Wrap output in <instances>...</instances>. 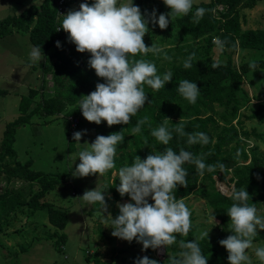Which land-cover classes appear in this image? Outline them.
<instances>
[{
    "label": "rangeland",
    "instance_id": "374dc122",
    "mask_svg": "<svg viewBox=\"0 0 264 264\" xmlns=\"http://www.w3.org/2000/svg\"><path fill=\"white\" fill-rule=\"evenodd\" d=\"M43 0H0V23L7 17L20 15L25 9L32 5L40 6ZM126 2V0H120ZM209 3L211 0H193V5L199 3ZM133 3L139 6L141 13L145 10L149 13L155 9L157 16L165 13L169 9L162 3V0H133ZM80 3H72L67 9L78 10ZM91 2L89 3V5ZM226 5L218 4L215 8V16L222 18L227 13ZM241 23V33L252 30L256 33L264 31V0H258L252 9H240L238 11ZM182 16V15H181ZM181 16H176L165 29L149 23L146 25L145 35L142 37L146 46L159 49V52L141 54L148 57L157 69V74L164 71H171L168 63L178 64L183 56L178 57L174 49L178 46L185 48H194L198 50V56L195 61L205 63L218 59L221 64H226L231 60L233 66L237 69L248 64L253 65L264 60L263 49L241 48L236 49L224 44L223 49H218L213 44L212 38L219 37L224 40L223 31L216 29L206 36L194 38L184 36L177 27V20ZM167 18V16H166ZM210 42L207 43V39ZM239 42V40H237ZM65 45V44H64ZM32 45L28 32H13L0 40V90H6V96H0V146L3 137V131L7 123L14 121L20 115L18 106L20 99L29 94V90L36 89L39 93L35 102H41L45 97L52 98L54 93V84L52 82V73H45L46 66H53L57 59L47 57L55 51L49 50L46 55L41 54V59L34 63H29L28 52ZM209 49V51H207ZM208 52V53H207ZM88 53V52H87ZM90 54V53H88ZM139 56L140 53H137ZM136 54V55H137ZM208 54V55H206ZM131 56V54H130ZM134 56V55H132ZM48 59V60H47ZM76 64H83L81 58ZM60 63V62H58ZM54 70V69H53ZM54 83V84H53ZM68 83V80H66ZM52 87V88H51ZM45 96V97H44ZM239 99L243 100L240 104V110L236 118H230L232 125L240 130L239 142L232 143L229 148H238L237 156L239 164H249L251 161V152H264V124L257 120H245V117L251 114L252 110L264 103V69L253 70L245 75L243 84L238 92ZM212 109L205 113V116L212 115L218 121L219 131L223 129L224 123L221 120V114L225 112V107L218 103L210 106ZM66 111L57 115L44 116L39 114L32 118L31 124L21 127L17 130L14 149L17 153L18 161L22 164L31 161V168L44 171L46 173L69 174L65 184L59 185L55 191L50 192L44 202H48L57 209H63L67 212L66 228L60 230L49 223L47 210L36 211L29 215V210L16 211L10 216V219L0 224V264H93L94 259L101 264H128L131 260L146 256V249L141 251L142 245L136 242L135 238L131 241H125L113 237L110 233L112 229L107 225L105 216L111 215L115 218L117 215V203H134L128 196L115 203L114 207H106L105 211L95 212L96 204H87L80 197L86 190L97 187L108 186L115 179H118L115 170L109 177L107 171L103 175L91 174L84 177H73L71 170L79 163L77 153L87 147L95 139L97 133L95 125L86 126L82 130L80 140L74 141L69 132V119L65 115ZM170 119V118H169ZM178 120V118H174ZM243 123V129L238 127L237 122ZM171 121H166V126ZM220 128V129H219ZM242 130L252 132L255 130L261 134L260 139L254 136L245 138L242 136ZM214 136L215 130H211ZM102 133V132H101ZM216 135L213 141L216 140ZM75 142L73 152L68 151L69 142ZM221 170L217 172H206L202 181L198 184V191H194L183 202L190 210V216L195 220L191 226L195 229V238L201 232L208 231L207 237L214 251L209 253L206 264H223L227 252L223 246L218 244L220 239L226 238L231 234L228 229V223L221 224L216 218L214 211L207 200L201 195L200 190H209L214 188L224 196L232 187H235L236 179L231 180L232 175L222 177ZM231 174V170H228ZM211 176L213 183L208 179ZM115 178V179H114ZM20 191L27 189L26 184L20 180L8 181L2 177L0 181V194L6 190ZM38 185H34L33 191H37ZM201 188V189H200ZM28 190V189H27ZM106 198H113L109 192L103 193ZM148 202L152 203L148 198ZM257 214L264 216V200L260 201L255 207ZM28 210V212H27ZM257 235L253 237V248L264 247V229H258ZM65 235L66 240L58 243V237ZM176 235V241L168 250L167 246H159L157 249H151V259L156 260L157 264H167L168 256H175L180 250L179 243L186 241L187 235ZM200 241V240H198ZM251 264H260V261L254 256L251 250H246Z\"/></svg>",
    "mask_w": 264,
    "mask_h": 264
},
{
    "label": "trees",
    "instance_id": "16d2710c",
    "mask_svg": "<svg viewBox=\"0 0 264 264\" xmlns=\"http://www.w3.org/2000/svg\"><path fill=\"white\" fill-rule=\"evenodd\" d=\"M258 0H211L209 3L201 2L190 9L187 15H182L177 20V27L184 36H192L194 38H201L208 35L216 29L223 31V38L225 44L236 49L237 46L248 49H263L264 50V31L256 33L252 30L241 33V23L238 11L240 9H252ZM91 0H87L89 4ZM218 4L226 5L227 13L222 15V18L215 16V8ZM196 7H203L207 10L198 23L193 22L192 12ZM62 17L58 16V9L56 0H43L40 6L32 5L25 9L20 15L7 17L0 23V40L10 35L13 30L18 32H28L29 39L34 46H40L41 54L46 55L51 49L55 51L48 59L56 58L57 62L51 67H45V73L53 74V81L55 82L54 93L52 98H42L41 102H35L38 95L36 89L29 90L28 95H24L20 99L18 106L19 117L12 122L6 124L3 131V137L0 146V181L2 177L8 181L20 180L26 184L27 189L6 190L0 194V224L6 221L16 211L29 210V215L36 211L47 210L48 220L54 227L63 230L67 225V212L63 209H57L52 204L44 202L46 196L57 189L59 185L65 184L69 174H55L38 171L31 168L32 162L28 161L24 164L18 161L17 153L14 149L17 130L21 127L31 124L33 117L43 114L57 115L60 112L66 111L67 120L69 117H77L79 120L78 131L84 127L95 125V130L100 135L107 136L110 133L121 131L124 136L122 142L117 145V151L114 155V167L107 170V175L110 177L111 173L118 170L121 166L131 163L135 156L144 159L146 155L150 154L152 148L156 151H163L165 147H170L173 151L183 148L189 151L193 156L200 155L207 164H215L217 161L223 163L224 168L222 177L232 175L236 179L235 188H245L249 195L248 204L258 205L260 201L264 200V152H251V161L249 164H239V157L237 156L238 148H229V146L239 142L240 130L230 122V118L237 117L240 104L243 100L239 99L238 92L244 82L245 75L250 71H257L264 69V60L259 61L253 65L245 64L237 69L233 66L231 60L226 64H221L215 70L211 68V62L199 63L196 60L198 50L194 48H185V46H178L174 49L176 56L184 58L189 53H194L192 66L190 68H183L182 59L178 64L175 62L168 63L172 70L173 76L170 81L164 85V88L159 90H152L149 86L144 85L143 89L146 93L145 105L140 108L137 113L130 116V119L125 125L106 126V122L101 121L99 125L94 122L86 121L78 107V101L82 95H87L89 92L95 90L97 83H103L101 77H97L94 70L88 67L87 60L90 54L86 52L80 53L75 50V46L66 40L67 33L61 29L56 31L59 20ZM239 40V42L237 41ZM59 41L60 47L54 46V42ZM210 38L207 39V43ZM65 44V45H64ZM209 51V49H207ZM208 53V52H207ZM141 55V54H140ZM208 55V54H206ZM81 58L82 65L76 64ZM47 59V60H48ZM147 60L148 57L138 54L134 56L129 55L130 62L135 60ZM150 61V60H148ZM60 62V63H58ZM54 69V70H53ZM187 79L194 81L199 89V94L195 103H188L176 91V87L180 80ZM68 80V83H66ZM6 90H0V96H6ZM150 100V103L148 101ZM213 103H218L225 107V112L221 114V120L224 123L223 129L217 132L218 121L212 115L205 116L209 112ZM148 117L143 124L140 125V132L133 133L132 129L137 121ZM165 117L170 118L171 121L168 128L174 127L179 120L184 126L185 133L203 132L208 138L209 142L205 145L186 143L187 136H180L175 131L172 132V138L168 145H160L153 137L149 135L150 131L165 124ZM174 118H178L175 120ZM245 120H257L264 124V103L251 111V114L245 117ZM238 127L243 129V123L238 120ZM215 130L216 140L213 141L214 136L211 130ZM220 129V128H219ZM102 132V133H101ZM242 136L250 138L254 136L257 139L262 137L255 130L248 132L242 130ZM145 139L148 144H145ZM75 142L70 141L68 151L73 152ZM182 167L186 170V185L177 186L172 190V194L177 199L188 197L194 191H198L199 182L202 181L203 176L197 173L195 165L191 163H184ZM220 169H216L217 172ZM231 170V174L228 173ZM208 179L211 183L213 180L211 176ZM115 179V178H114ZM119 183L115 179L108 186H102L100 189L103 193L109 192L113 198H106V207H114L117 201L127 197H123L116 191V185ZM38 185L37 191H33L34 185ZM201 189V188H200ZM201 195L207 200L209 206L216 211L215 218L221 223L229 222V217L226 215V209L231 205L232 201L229 197L217 192L214 188L209 190H200ZM105 196V195H104ZM95 212L100 211L99 204H96ZM27 210V212H28ZM118 215V211L116 212ZM8 219V220H9ZM190 224L195 220L192 216L189 217ZM195 238V229L190 226L187 233V240ZM66 236L60 235L58 243H63ZM202 254L206 257L209 253L214 251L208 238L197 241ZM151 249H146V256L151 259ZM171 249V245L167 246ZM138 259V258H137ZM131 260L128 264H133ZM93 264H101L94 259ZM168 264V261H167ZM226 264V262H223Z\"/></svg>",
    "mask_w": 264,
    "mask_h": 264
},
{
    "label": "clouds",
    "instance_id": "9594fccd",
    "mask_svg": "<svg viewBox=\"0 0 264 264\" xmlns=\"http://www.w3.org/2000/svg\"><path fill=\"white\" fill-rule=\"evenodd\" d=\"M169 9L167 14L156 10L150 13L145 10L142 14L139 6L133 0H91V4H79L78 10H69L61 15L56 31L63 29L66 40L75 46L80 53L88 52L90 56L87 65L94 70L97 77L103 78V83H97L95 90L82 95L78 101L82 117L89 122L99 125L101 121L106 126L125 125L130 116L145 105L147 99L144 85L152 90L164 88L173 76L171 71L157 74L155 65L148 60L130 62L129 55L159 52V49L146 46L142 37L146 32V25L152 23L160 29H165L176 16L187 15L192 9L193 0H162ZM207 10L196 7L192 12V20L198 23ZM167 16V18H166ZM218 49H223L225 42L219 37L212 38ZM54 46L59 48L60 42ZM29 63L41 59L40 46H31L27 54ZM194 53H189L183 60V68L192 66ZM221 66L218 59H213L211 68ZM177 93L188 103H195L199 89L194 81L182 79L176 87ZM150 103V100L148 101ZM148 117L137 121L132 129L133 133L140 132V125ZM169 119L165 117V121ZM168 128L161 124L153 128L149 135L160 145H168L175 131L180 136H187L188 145H205L209 142L203 132L185 133L180 120ZM123 130V129H122ZM121 131L110 133L107 136L97 135L87 147L77 153L79 163L71 170L73 177H84L91 174L103 175L114 167V155L117 145L123 140ZM86 130L72 133V139L78 141ZM145 144L148 141L145 139ZM195 165L197 173L204 175V171H221L223 163L205 164L200 155L193 156L183 148L173 151L165 147L163 151L152 148L144 159L135 156L131 163L121 166L116 175L119 183L115 186L121 197L128 194L134 203H117L118 215L112 218L105 216L111 235L118 239L131 242L134 238L142 245L141 251L159 246H169L176 241V235H187L190 229V210L182 199H177L172 190L177 186L186 185L187 172L182 167L184 163ZM104 190L95 187L86 190L80 197L87 204H99L100 210H106ZM231 205L226 209L229 217L228 229L231 234L220 239L218 244L227 252L228 264H251L246 250H251L254 256L264 264V247L253 248V237L258 229H264V216L257 214L254 205L247 203L249 195L245 188L232 187L226 193ZM148 198L152 203L148 202ZM208 231L201 232L194 239L179 243V251L175 256H168V264H206L205 257L197 243L206 238ZM133 264H157L156 260L147 256L139 257Z\"/></svg>",
    "mask_w": 264,
    "mask_h": 264
},
{
    "label": "built area",
    "instance_id": "2783aa9c",
    "mask_svg": "<svg viewBox=\"0 0 264 264\" xmlns=\"http://www.w3.org/2000/svg\"><path fill=\"white\" fill-rule=\"evenodd\" d=\"M84 3L85 0H56L57 9H58V16L62 17L61 15L66 13L67 7L72 3ZM78 124L79 120L77 117H69V132L72 135L73 132L78 131Z\"/></svg>",
    "mask_w": 264,
    "mask_h": 264
},
{
    "label": "crops",
    "instance_id": "0c3cea01",
    "mask_svg": "<svg viewBox=\"0 0 264 264\" xmlns=\"http://www.w3.org/2000/svg\"><path fill=\"white\" fill-rule=\"evenodd\" d=\"M45 67H47V66L45 65ZM44 69H45V68H44ZM51 76H52L51 80H52V82H54V81H53V80H54V79H53V74H52ZM53 84H54V83H53ZM51 88H52V87H51Z\"/></svg>",
    "mask_w": 264,
    "mask_h": 264
}]
</instances>
